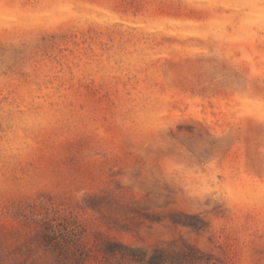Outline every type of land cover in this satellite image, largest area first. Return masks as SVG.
<instances>
[{
	"label": "rangeland",
	"instance_id": "374dc122",
	"mask_svg": "<svg viewBox=\"0 0 264 264\" xmlns=\"http://www.w3.org/2000/svg\"><path fill=\"white\" fill-rule=\"evenodd\" d=\"M0 264H264V0H0Z\"/></svg>",
	"mask_w": 264,
	"mask_h": 264
}]
</instances>
